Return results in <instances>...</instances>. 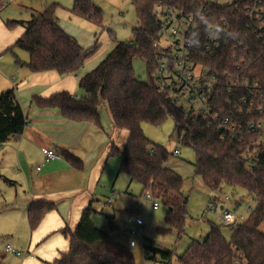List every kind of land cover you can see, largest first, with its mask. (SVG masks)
<instances>
[{
	"label": "trees",
	"instance_id": "1",
	"mask_svg": "<svg viewBox=\"0 0 264 264\" xmlns=\"http://www.w3.org/2000/svg\"><path fill=\"white\" fill-rule=\"evenodd\" d=\"M200 1L134 0L139 25L133 31V41L119 43L113 39V51L96 70L80 78L79 89L84 96L76 100L63 92L50 99L35 98L33 103L40 109L60 111L70 122L90 123L98 128L102 127L99 111L105 106L115 134L126 131L129 135L123 151L117 147L115 137L110 139L107 160L121 157L120 174L128 176L131 184H140L143 195L151 194L166 207L168 224L181 235L189 212L188 198L183 192L186 180L171 165L173 156L165 148L150 142L142 130L144 124L161 127L166 120H173L181 145L193 149L195 154L193 175L200 178L203 186L215 195L210 206L219 200L218 195H223L226 187L242 190L253 197L254 202L251 214L242 223L220 227L211 225L205 241L193 242L179 259V264H264V145L252 147L251 144L257 143L259 136L249 130L252 121L264 120V110L260 113V109H264V29L261 23L264 14L262 21H258L255 17L249 18L246 12L253 7L264 12V0H238L230 8L213 4L204 6V12H210V25H220L222 20L228 24L227 32L225 29L221 31L222 40L215 56L202 63L223 84L224 89L215 101L221 116L229 112L235 114L240 128V134L235 139L223 138L204 119L195 120L192 115L186 116L167 95L158 92L152 78L160 57L155 48L160 25L155 14L156 7H177L185 14L197 17L202 8L198 5ZM59 8V5L53 4L33 17L32 21L6 24L9 29L17 26L25 29L7 52L17 49L27 53L29 62L23 66L32 73L79 75L86 63L97 54L98 44L89 49L82 48L74 37L63 31L57 19ZM71 13L97 26L103 24L102 11L91 0H74ZM200 28L195 36L196 52L203 48L208 33L207 26ZM239 45L248 50L242 54L247 62L242 70L235 71L234 49ZM135 58L147 65L146 84L136 78L133 68ZM17 64L22 65L19 60ZM230 70L251 84L240 89L236 96L234 92L228 94L225 87L228 82L225 74ZM254 85L257 87L254 88ZM239 100L253 102V111L247 114L248 105ZM236 101L242 105L243 113L230 106ZM27 125V117L14 91L0 95V145L23 135ZM250 146L251 153L247 155ZM252 148H256L255 153ZM63 156L75 168H82L72 155L65 153ZM54 210L56 205L53 203L34 202L27 215L30 230L38 229L44 217ZM94 214L89 205L74 232L68 229L60 231L69 241V249L50 264H136L132 252L112 237L118 231L115 219L108 217L107 227L98 229L92 220ZM224 228L234 231L230 241L223 236ZM158 255L164 262H171L174 257L171 252L153 251L152 259L155 260ZM0 264H3L2 259Z\"/></svg>",
	"mask_w": 264,
	"mask_h": 264
},
{
	"label": "rangeland",
	"instance_id": "2",
	"mask_svg": "<svg viewBox=\"0 0 264 264\" xmlns=\"http://www.w3.org/2000/svg\"><path fill=\"white\" fill-rule=\"evenodd\" d=\"M91 2L102 11L103 24L101 26L74 16L71 13L74 0H17L0 12V21L5 25L4 31L6 30L10 35L18 36L19 39L22 36L21 27L17 26L9 29L6 26L8 22L31 21L32 17L39 16L46 7L53 4L59 5L57 19L60 21L59 24L63 31L68 32L69 34H67L74 37V39H78L85 49L92 48L96 44L99 45L96 56L92 57L87 65V68L92 67V70H96L115 48L113 39H117L119 43L133 41V31L139 24L133 5L134 0H91ZM7 39H4L0 33V43ZM164 42H162V45H164ZM157 49L160 50L161 48L158 47ZM8 53L9 57L16 55L19 58L21 56L29 58L27 53L17 49ZM133 68L137 80L146 84L148 82L147 65L139 58H135ZM103 109H105V106L101 109V112L107 116ZM101 126L103 127L102 120ZM142 130L150 142L165 148L170 155H173L175 150L179 151V156L172 157L171 163L172 166H177V172L186 180L183 192L188 198L189 212L183 233L179 235L178 230L168 224V209L166 207L160 204L157 211H152L150 204L145 200L142 186L138 183H132L130 186V178L120 174L121 157L112 158L104 168L97 201H95L93 207L96 213L92 216V220L98 229H105L107 218L113 217L117 223L118 232L123 233L125 225L130 220H141L145 224L142 230L144 235L143 239L136 241V247H130L132 239L126 234L118 236L117 233V237L121 238L114 237L115 241L117 240L118 243L126 246L132 252L136 264H179V259L193 242L203 243L205 241L211 225L217 227L222 225L212 209L218 210L225 204L237 216H244L243 218L246 220L251 214L248 213L249 207L254 206L253 197L251 198L242 190L226 187L223 195H218L219 200L213 203L214 207H211L210 210V201L215 198V195L203 186L200 178L193 175V166L196 161L195 154L193 149L179 144L174 121L168 119L161 127L144 124ZM127 139L128 134L126 131L118 134L116 145L120 151L126 148ZM15 193L16 188L10 192L5 204L1 201L2 192L0 190V259H3L4 264H21L23 258V260L30 258L25 249L29 241L27 227H25V224L21 227L22 220L18 219L19 217L11 218L8 216L11 213L15 215L20 212L14 207L13 198ZM226 199L229 201H226ZM109 201L111 205H109ZM238 203L239 205H237ZM244 220H239L238 223H242ZM262 229H264V226ZM13 232L16 235H13ZM222 233L227 241H230L234 235V231L229 228H224ZM8 245L21 253L23 258L16 257V255L9 252L6 254L5 249ZM153 251L171 252L174 257H172L171 262L162 261L159 255L153 260Z\"/></svg>",
	"mask_w": 264,
	"mask_h": 264
},
{
	"label": "crops",
	"instance_id": "3",
	"mask_svg": "<svg viewBox=\"0 0 264 264\" xmlns=\"http://www.w3.org/2000/svg\"><path fill=\"white\" fill-rule=\"evenodd\" d=\"M27 22L29 21L23 23ZM0 29L3 38H8L0 43V95L14 91L16 100L28 121L23 135L13 137L7 143L0 145L1 201L6 204V198L16 188L13 198L14 207L20 212L8 216L19 217L18 219L22 220L21 227L24 224L27 227L29 241L25 249L30 258L23 260L21 256L23 258L21 264H50L69 249V241L60 234V231L68 229L74 232L89 205L94 210L101 176L109 162L107 153L110 139L117 138L118 134H115L106 107L103 110L108 117L102 114V107L99 114L102 115L103 127L98 128L90 123L70 122L60 111L40 109L33 103L35 98L50 99L63 92L78 99L82 98L84 93L79 89V80L93 71L92 67L87 68L89 62L79 75L60 76L55 72L32 73L23 66L29 62V58L8 56L9 47L14 46L21 37L18 39V36L4 31L5 25L2 21H0ZM24 31L25 29L21 27V35ZM76 41L84 48L78 39ZM17 60L22 65H18ZM43 149L55 151L60 155V159L46 163L42 154ZM65 153L76 158L82 168L77 169L68 163L63 156ZM173 167L177 171V166ZM38 168L40 171H37ZM34 202L53 203L56 205V210L47 214L38 229L32 232L27 215ZM109 203L111 205V202ZM126 225L124 233L118 230L112 237H117V233L118 236L127 235ZM13 235L16 234L13 232Z\"/></svg>",
	"mask_w": 264,
	"mask_h": 264
},
{
	"label": "built area",
	"instance_id": "4",
	"mask_svg": "<svg viewBox=\"0 0 264 264\" xmlns=\"http://www.w3.org/2000/svg\"><path fill=\"white\" fill-rule=\"evenodd\" d=\"M16 0H3L0 2V10L14 3ZM238 0H201L198 5H202L197 17L193 14H185L177 7H156L155 14L159 21V31L157 33L158 43L155 45L158 50L159 59L157 68L152 74L153 81L159 93L167 95L171 102L178 108L182 109L186 116L192 115L195 120L204 119L210 126H213L218 132L223 135L222 137H229L235 139L239 132V125L236 122L235 114L229 112L228 115L219 113L217 101L222 93L224 87L219 82L215 75H212L209 68H207L202 61L211 59L215 56L217 50L220 48L222 40L221 31L228 28L226 21L222 20L219 23L210 25L208 23V16L210 12H204V6L213 4L221 7H233ZM249 18L255 17L258 21H262L264 12L257 8H249L246 11ZM262 28L264 29V21ZM207 26V36L205 44L200 52H196L195 39L200 27ZM164 45H162V42ZM162 46V47H161ZM243 46L239 45L234 49V60L236 62V70L240 71L246 66L247 58L242 57L248 50L242 49ZM234 70L226 72L225 78L228 80L225 87H227L228 94H236L240 89L250 87L248 80H242ZM257 87L256 85L253 86ZM78 100L77 97H73ZM212 99H214L212 101ZM212 101V103H211ZM240 101V100H239ZM240 102L248 105L247 114L253 111L255 104L253 102L247 103L246 100ZM236 101L230 104L233 109H237L238 113L241 111V104ZM264 109H260L263 113ZM236 119V120H235ZM249 130L256 134L258 141L251 144L255 147L259 144L264 145V120L259 122L252 121L249 124ZM179 144L180 141H179ZM251 146L247 150V155L251 153ZM255 153L256 148H252ZM45 162L50 163L60 159V155L55 151L43 149ZM173 157L179 156V151L173 152ZM40 171V168L37 169ZM145 200L150 204L152 211H157L160 208V203L153 198L150 194L144 195ZM226 201H229L226 199ZM225 201V202H226ZM110 202V201H109ZM216 202V201H215ZM214 202V203H215ZM214 207L213 204L209 206ZM251 207L248 213L251 212ZM213 213L221 221L222 225L228 226L237 223L239 220H244V216H237L225 204L216 210L212 209ZM126 225L127 235L131 237L130 247L137 246L136 241L143 239V228L145 224L137 219L130 220ZM7 253L21 257L22 254L14 251L12 248L7 247Z\"/></svg>",
	"mask_w": 264,
	"mask_h": 264
}]
</instances>
